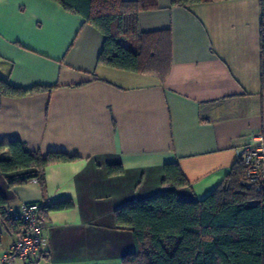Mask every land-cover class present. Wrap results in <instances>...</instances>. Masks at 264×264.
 <instances>
[{
    "label": "crops",
    "instance_id": "obj_1",
    "mask_svg": "<svg viewBox=\"0 0 264 264\" xmlns=\"http://www.w3.org/2000/svg\"><path fill=\"white\" fill-rule=\"evenodd\" d=\"M156 2L138 13L137 28L171 33L163 81L97 64L100 32L53 0H0V78L46 88L0 94V143L77 156L48 165L42 184H9L34 170L0 172L6 207L73 204L45 214L37 254L14 264H121L135 244L115 209L169 189L161 181L174 162L188 181L178 198L203 199L236 164L246 136L264 129L259 0ZM108 165L122 171L109 175ZM14 240L0 222V255Z\"/></svg>",
    "mask_w": 264,
    "mask_h": 264
},
{
    "label": "trees",
    "instance_id": "obj_2",
    "mask_svg": "<svg viewBox=\"0 0 264 264\" xmlns=\"http://www.w3.org/2000/svg\"><path fill=\"white\" fill-rule=\"evenodd\" d=\"M65 11L83 18L103 37L97 64L134 73L149 74L163 81L171 64V33L159 30L141 33L138 13L154 9L156 0H53ZM217 0H171L188 7ZM260 10V88L264 93V0ZM126 41V44H125ZM44 87L17 88L0 78V94L20 97ZM77 156L61 151L46 155L29 151L19 140L0 143V172H32L9 178L10 185L38 178L44 169ZM122 171L108 165L109 175ZM243 168L239 160L224 179L201 200H181L176 189L188 185L177 163L164 165L162 185L169 187L149 198L127 203L114 211L115 223L130 228L135 249L121 264H264V191H243L239 186ZM37 203V202H36ZM40 205V219L49 211L67 210L70 200ZM6 201L0 194V222L15 235L19 219L7 218Z\"/></svg>",
    "mask_w": 264,
    "mask_h": 264
},
{
    "label": "built area",
    "instance_id": "obj_3",
    "mask_svg": "<svg viewBox=\"0 0 264 264\" xmlns=\"http://www.w3.org/2000/svg\"><path fill=\"white\" fill-rule=\"evenodd\" d=\"M238 160L243 172L239 186L243 191H264V129L250 132L240 151ZM38 182V178L32 179ZM40 205L24 202L17 208L6 207L7 218L19 219L21 227L8 251L0 255L3 264H14L15 260H28L38 252L44 229L40 219Z\"/></svg>",
    "mask_w": 264,
    "mask_h": 264
}]
</instances>
